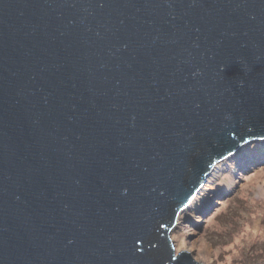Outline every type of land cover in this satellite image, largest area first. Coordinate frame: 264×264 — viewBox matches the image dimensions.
Returning <instances> with one entry per match:
<instances>
[{
	"label": "water",
	"instance_id": "water-1",
	"mask_svg": "<svg viewBox=\"0 0 264 264\" xmlns=\"http://www.w3.org/2000/svg\"><path fill=\"white\" fill-rule=\"evenodd\" d=\"M264 139V0H0V264H203L170 232Z\"/></svg>",
	"mask_w": 264,
	"mask_h": 264
},
{
	"label": "rangeland",
	"instance_id": "rangeland-1",
	"mask_svg": "<svg viewBox=\"0 0 264 264\" xmlns=\"http://www.w3.org/2000/svg\"><path fill=\"white\" fill-rule=\"evenodd\" d=\"M169 237L203 264H264V139L212 167Z\"/></svg>",
	"mask_w": 264,
	"mask_h": 264
},
{
	"label": "bare ground",
	"instance_id": "bare-ground-1",
	"mask_svg": "<svg viewBox=\"0 0 264 264\" xmlns=\"http://www.w3.org/2000/svg\"><path fill=\"white\" fill-rule=\"evenodd\" d=\"M242 148V147H241ZM238 151V150H237ZM188 251V250H187Z\"/></svg>",
	"mask_w": 264,
	"mask_h": 264
}]
</instances>
